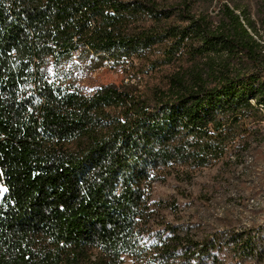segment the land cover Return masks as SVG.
<instances>
[{
	"label": "trees",
	"instance_id": "trees-1",
	"mask_svg": "<svg viewBox=\"0 0 264 264\" xmlns=\"http://www.w3.org/2000/svg\"><path fill=\"white\" fill-rule=\"evenodd\" d=\"M194 2L0 0V264H121L143 248L153 172L205 166L248 119H264L251 16L225 2L215 22ZM155 46L163 64L184 51L201 60L145 94L134 83L91 94L76 85L94 54L118 61ZM155 234L145 249L172 264L176 242Z\"/></svg>",
	"mask_w": 264,
	"mask_h": 264
},
{
	"label": "rangeland",
	"instance_id": "rangeland-1",
	"mask_svg": "<svg viewBox=\"0 0 264 264\" xmlns=\"http://www.w3.org/2000/svg\"><path fill=\"white\" fill-rule=\"evenodd\" d=\"M156 2L167 8L181 0ZM225 2L236 12L251 16L258 30L252 34L262 45L259 57L264 66V0H195L194 10L205 11L210 19L219 22L218 12ZM171 20L187 24L178 17ZM145 22L150 25L153 21ZM146 54L118 61L105 53L94 54L76 71V85L91 94L101 86L134 83L145 94L152 88H164L170 75L195 68L201 60L184 51L179 59L163 64L166 57L161 46ZM152 63L156 64L153 68ZM47 73L56 79L52 60ZM246 122L247 130L234 138L229 136L223 154L207 165L192 168L177 163L153 172V211L139 241L143 248L137 246L138 249L123 253L121 264H161L151 255L152 250L145 249L146 245L152 248L157 244L155 231L164 235L159 244L176 242L172 264H264V119L259 114ZM231 126L227 125L226 130L230 131ZM209 127L214 133V126ZM4 192L0 179V198ZM185 256L191 259L188 261Z\"/></svg>",
	"mask_w": 264,
	"mask_h": 264
}]
</instances>
